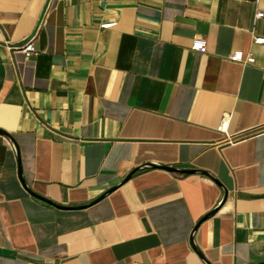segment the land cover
Here are the masks:
<instances>
[{"label": "crops", "instance_id": "obj_1", "mask_svg": "<svg viewBox=\"0 0 264 264\" xmlns=\"http://www.w3.org/2000/svg\"><path fill=\"white\" fill-rule=\"evenodd\" d=\"M259 12L264 0H0V131L19 151L0 134V264H264ZM31 39L35 56L13 49ZM20 171L67 208L116 189L61 209Z\"/></svg>", "mask_w": 264, "mask_h": 264}, {"label": "built area", "instance_id": "obj_2", "mask_svg": "<svg viewBox=\"0 0 264 264\" xmlns=\"http://www.w3.org/2000/svg\"><path fill=\"white\" fill-rule=\"evenodd\" d=\"M258 18H263L264 17V12H259L257 15ZM255 44L257 45H264V38H256L255 39ZM12 49V48H11ZM14 50H17L24 54L26 58H31L37 54V49L34 44V40L31 39L28 42H26L24 45L13 48ZM192 49L196 52L205 54L207 52V46L206 42L203 40H195L192 46ZM230 60L233 62L237 63H247V64H254L255 59L253 56H245L243 52H236L233 55L230 56ZM227 122L225 121L224 125L222 128L225 127Z\"/></svg>", "mask_w": 264, "mask_h": 264}, {"label": "water", "instance_id": "obj_3", "mask_svg": "<svg viewBox=\"0 0 264 264\" xmlns=\"http://www.w3.org/2000/svg\"><path fill=\"white\" fill-rule=\"evenodd\" d=\"M0 134L3 135V136H5V137H7L9 140H11V141L13 142L14 147H15V150H16V152H17V155L19 156L18 147H17L16 144L14 143L12 137L9 136L8 134H6L5 132H2V131H0ZM148 168H159V169H164V170H167V171H170V172L182 173V174H196V173H199V174H205V175L209 176L210 178H212L209 174L204 173V172H199V171H188V170H178V169H174V168H170V167H166V166H158V165H149V166H145V167H143V168H140L139 170H144V169H148ZM135 172H136V171L132 172V173L126 178L125 181H128V180H129V179L135 174ZM20 177H21V180H22V182H23L25 188L28 190V192H29L32 196H34V197H35L36 199H38V200H41V201H43V202H45V203H47V204H50V205H52V206H55V207H57V208H61V209H75V210L86 209V208H88V207H91V206L97 204L98 202H100L101 200H103L105 197H107L110 193H112V192L116 189V188H114V189L110 190L109 192H107L106 194H104V195L101 196L98 200L94 201V202L91 203V204H88V205H85V206H81V207H75V208H67V207L59 206V205H57V204H55V203H53V202H51V201H49V200H47V199L41 197V196H39V195L33 193V192L27 187V185L24 183L23 178H22V173H21V171H20ZM226 196H227V193L225 192V198H224V200L222 201V203H221V204H220V205H219V206H218L213 212H211V213L206 217V219L211 218L212 216H214V215L217 213V211L221 208L222 204L224 203V201H225V199H226Z\"/></svg>", "mask_w": 264, "mask_h": 264}]
</instances>
